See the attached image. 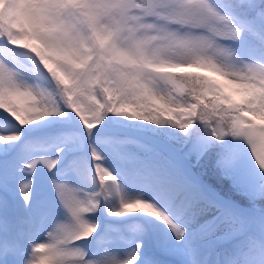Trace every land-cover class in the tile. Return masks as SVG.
<instances>
[{
    "label": "snow or ice",
    "instance_id": "obj_1",
    "mask_svg": "<svg viewBox=\"0 0 264 264\" xmlns=\"http://www.w3.org/2000/svg\"><path fill=\"white\" fill-rule=\"evenodd\" d=\"M0 44L24 58L0 59V264H264V0H0ZM65 107L90 139L113 114L155 145L112 141L140 149L119 174L90 145L100 190L84 192L87 162L59 155L75 133L54 158L14 155L21 128ZM206 161L247 207L206 182ZM41 167L66 221L33 209ZM101 198L144 222H92Z\"/></svg>",
    "mask_w": 264,
    "mask_h": 264
},
{
    "label": "bare ground",
    "instance_id": "obj_2",
    "mask_svg": "<svg viewBox=\"0 0 264 264\" xmlns=\"http://www.w3.org/2000/svg\"><path fill=\"white\" fill-rule=\"evenodd\" d=\"M35 139L32 136H29L27 138L22 139L20 142L18 143V147L15 150L14 155H20L22 154L23 158L25 160H30L31 158L35 157V156H51V157H56V155H52L47 149V145H42V144H37L35 143V141H32ZM0 147H3L2 145H0ZM72 156V155H69ZM88 165V163H87ZM58 167L62 168L63 164L59 165ZM111 169H113L114 171H116L118 174L122 173L123 170H120L117 167L114 166H110ZM44 168V171L47 172L46 177L47 179H43V181H40V179L35 180V192H34V200L35 202L33 203V209L35 211V213L37 215H49V216H55L61 220H65L66 221V216L64 215L62 209H60L56 198L53 197L52 195V185L50 182V177L53 175V173H49L48 170ZM94 175V171L91 167L86 168L84 170V178L83 179H76L74 178L72 183L74 184V186H76L77 188L82 189L84 192H98L100 190V185L98 183V181L94 180L93 178ZM123 179V176H122ZM15 186V185H14ZM51 187V188H50ZM45 191H43L44 189ZM41 189V191L39 190ZM132 188H128L127 191L129 193L132 192ZM113 204V205H117L118 204V199H112L110 201H105L103 198H101V210L97 213H93L89 215V219L97 224H110L116 227H120L125 229L126 234L131 235V229L133 227H135L137 224H141L143 223V219L140 216L139 213H133V214H129L128 216H124V217H113V216H109L108 215V207L109 204ZM105 216H107L105 218ZM134 247V245L132 246H124L121 249V254L131 251V248ZM92 248L94 249L95 246L93 245ZM147 258V249L145 250V256H144V260H146ZM138 264H140V262H138Z\"/></svg>",
    "mask_w": 264,
    "mask_h": 264
},
{
    "label": "trees",
    "instance_id": "obj_3",
    "mask_svg": "<svg viewBox=\"0 0 264 264\" xmlns=\"http://www.w3.org/2000/svg\"><path fill=\"white\" fill-rule=\"evenodd\" d=\"M10 53L12 54V56L17 61L18 60L21 61L24 59L23 57H20V56L13 54L11 49H10ZM34 74L39 76V77H42L45 80V85H44L45 87L49 88L51 91H55L54 83H50L48 80H46L43 77L42 74H39L38 72L34 73ZM64 111H66L68 113V115L65 117L53 116V117L48 118L47 121H49V123H48L49 126L62 125L64 123H66V121H68L67 117H69V115L73 114L75 116V114L70 112V110H68L66 107L64 108ZM76 118L78 120V117H76ZM35 124L28 125L24 129H32V127ZM102 125L107 126L109 128L119 127V128H123L126 130H131L134 132L146 134V135H153L148 130L152 127L151 125H146V124H144V122H140V121L128 120L124 117L115 116L113 114H110V118L108 120H106L105 123ZM65 131H71V132L75 133L76 135L73 137L72 141L79 142L80 144H82V142H83L82 133L76 129H68L66 127L65 128H54V129L49 130L47 132V134H48V137L50 138L51 141L62 144L63 143L62 133ZM100 139H103L104 141H107V140L108 141L133 140V141H138L144 145L152 146L150 143H148L145 140L132 138V137L126 136V135L119 133V132H112V131L95 132L94 131L93 138L91 140L98 141ZM119 145L123 146L125 149H127V151H130L131 149L134 152L140 151V149L138 148V146L136 144H119ZM198 171L203 175L206 182L211 184L214 188H216V190L218 192H220L222 195H225L227 198L233 199L234 201L241 204L242 206H247V201L245 200L244 197L240 196L233 189L231 181L226 180V179H222V178H220L214 174V170H213L210 162H207V161L204 162L199 167Z\"/></svg>",
    "mask_w": 264,
    "mask_h": 264
},
{
    "label": "rangeland",
    "instance_id": "obj_4",
    "mask_svg": "<svg viewBox=\"0 0 264 264\" xmlns=\"http://www.w3.org/2000/svg\"><path fill=\"white\" fill-rule=\"evenodd\" d=\"M0 59H6V61L9 64H11L13 66H17V67L19 66V64L21 62L19 60L17 61L12 56V54L10 53V49L9 48H5V46L3 44H0ZM29 83L39 84L41 87L47 88V87L44 86L45 85V80L42 77H39V76H37L35 74H33V76L29 79ZM47 89L50 90L49 88H47ZM73 117H74L73 114H71V115H69V117H67L68 121H66L67 122L66 126L73 127L74 125H77V123H79L77 118H75V120H73L72 119ZM48 123H49V121H47V119L44 120V121L37 122L32 127V130H34V129H36V130H34V131L30 132V133L24 134L22 139L27 138L29 136H32V137L35 138V139L31 140L32 143H33V141L38 139V140L35 141V143L42 144V145H47L46 149L52 155H56L57 156L58 153H57L56 149L59 148V147H64V146L52 145L51 142L48 140V137H47V131H48L47 126H49ZM101 127H102V125L100 126L99 129L94 130V131L102 130ZM80 128H82V125L80 126ZM82 129H84V128H82ZM20 130L22 131V128ZM87 135H88V132L85 129V132L82 135V138L84 139V137L87 136ZM147 141H148V143H150L152 145H155V141H153L152 139L151 140L147 139ZM94 146L105 156V165L106 166H108V167L114 166V167H117V168H119L120 170H123V171H124V168H123V165H122V162H121V156L127 155L129 153H135L132 149L130 151H127V149H125L123 146L116 145L115 143H103V144H101V143L94 142ZM69 151H71L70 154L67 153ZM59 155H67V156L72 155L73 157H79V158L83 159L84 161H86L88 163L89 167H91L93 165V163H94V162H92L91 160L88 159L87 152H86V146H85V149H84V145L83 144L81 146L79 145L78 147L74 146V145L71 146V144H70L67 147H65V152L64 153H59ZM92 169L94 171V168H92ZM46 174H47V172H45L44 170L42 171V169H39V171L35 174V180L40 179V181H43V179H47ZM13 187H15V186L13 185ZM42 189H44V188H42ZM39 190L41 191V189H39ZM43 191H45V189ZM133 191H134V189L132 190V192ZM51 193H52L53 197H55L54 193H53V190H52ZM15 198L19 199L18 195ZM33 202H35L34 198H33ZM111 206H113V204L110 203L109 206H107V207L109 208ZM242 207H247V206H242ZM106 217L107 216H105V218Z\"/></svg>",
    "mask_w": 264,
    "mask_h": 264
}]
</instances>
